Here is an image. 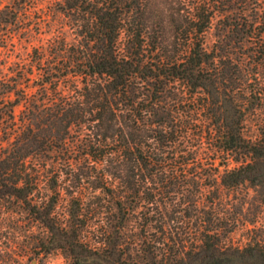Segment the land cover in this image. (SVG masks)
Listing matches in <instances>:
<instances>
[{"label": "trees", "instance_id": "trees-1", "mask_svg": "<svg viewBox=\"0 0 264 264\" xmlns=\"http://www.w3.org/2000/svg\"><path fill=\"white\" fill-rule=\"evenodd\" d=\"M146 1L151 2L54 0V11L66 19L74 42L59 36L50 39L46 47H34L29 69L21 68L17 77H0V208L13 199L31 207L29 198L39 185L33 161L45 162L49 154L78 144L104 168L99 179L107 176L118 181V188H109L108 195L123 219L140 204L139 172L144 171V182L155 183L158 177L159 183L169 186L178 173L200 165L201 150L208 155L206 185L215 196L245 183L264 184V135L256 139L244 135L247 112L261 98L249 87L252 70L234 59L224 60V48L211 49L206 41L218 14L228 23V35L264 41V7L256 8L252 20L243 17L239 23L232 21L231 0H192L188 14L182 16L177 9L166 30L163 22L168 16L153 3L163 16L161 31L149 43L146 34L151 33L146 32L143 19L145 12L151 13L152 3ZM238 1L241 4H235L241 8L250 1L262 2ZM43 2L0 0V48L31 32L32 13ZM172 3L184 7L187 0ZM42 21L41 17L34 24ZM24 24L25 31L19 32ZM170 31L175 39L169 38ZM255 52L264 56V45ZM83 104L91 105L94 116L84 127L95 131V136L78 144L70 141L71 147L66 134L81 124L78 107ZM183 154H188L187 160ZM217 161L223 162V171L215 167ZM230 162L237 166L228 168ZM154 200L153 193L146 199L149 204ZM42 209L43 204L32 210L40 215ZM48 217H38L50 232L41 244L46 253L62 250L72 264H122L125 225L105 234L100 248L90 249L81 241L79 229L62 227ZM73 217L77 220L79 214ZM220 235L216 229H205L188 239V247L176 252L170 247L167 256L160 258L148 247L145 253L156 256L140 264H264V245L232 248L221 242ZM146 243L147 239L142 245Z\"/></svg>", "mask_w": 264, "mask_h": 264}, {"label": "rangeland", "instance_id": "rangeland-1", "mask_svg": "<svg viewBox=\"0 0 264 264\" xmlns=\"http://www.w3.org/2000/svg\"><path fill=\"white\" fill-rule=\"evenodd\" d=\"M190 1L192 0H187L184 7L178 4L175 6L173 0H151L148 3L146 1L148 5L152 3L151 13L145 12L143 19L148 26L146 32L151 33V36L146 34L147 42L150 43L155 33L161 31L163 14L161 10H154L153 3H158L161 9L164 8L168 17L164 18L163 25L169 30L172 26L171 16L176 18L179 8L182 16L187 15ZM231 1L234 3L232 21L238 19L239 23H242L243 17L252 20L258 11L256 8L264 7V0H261L259 5L254 1H250V5L247 2L244 4L245 8L235 4H241L238 0ZM53 2L54 0H45L38 5L37 12L34 10L32 13L34 21L42 17L44 23L42 21L37 25L33 21L30 33L25 32L22 38L16 36L13 45L6 49L0 48V60L4 63L0 65V77H17L21 68L29 69L30 53L34 47H46L50 39L57 40L59 36L60 40L74 42L66 19L54 11ZM224 18L221 14L216 15L206 41L211 49L224 48L221 53L224 60L234 59L235 63L238 62L250 72L252 70L249 87L261 98L257 106L250 107L247 112L244 135L256 139L264 135V56L256 54L255 51H260L264 41H242L238 33L228 35V23ZM26 26L27 24L20 26L18 31H25ZM173 32H169V38L175 39ZM249 54L256 56L251 59ZM25 64H28V67ZM29 83H33V80ZM66 86L70 88L73 85L69 82ZM36 91L34 88L33 92ZM78 112L81 124L73 126L66 134L68 143L76 140L78 144V141L81 143L80 140L95 136V131L85 128L94 116V113H91V105L79 106ZM36 128L38 127H34ZM51 135L53 134L47 136ZM79 145H74L72 150L65 147L59 153H51L45 162L33 161L35 173L39 172L36 175L39 185L29 198L31 207L15 199L1 206L0 264H72L66 252L53 250L46 253L45 248H42L41 244L48 241L50 232L38 217L41 215V219H44L46 214L62 227L76 231L79 229L81 241L90 249L100 248V241L105 239V234L125 225V237L121 239L122 264H140L152 255L159 258L162 254L167 256L170 247L174 252L178 248L188 247V239L208 228L218 230L221 233V242L232 248H243L250 243L264 245V184L255 186L245 183L235 189H223L215 196L206 185L204 171L209 167V162L208 155L203 150L197 154V163L200 165L193 167L195 169L189 166L191 172L187 170L178 173L179 178L173 180V184L169 186L164 187L159 183L158 177L155 178V183L150 180L144 182V171L139 172L141 175L137 177V186L142 190L140 204L138 208H134L132 215L124 217V220L115 202L108 195L109 188H118V181L107 176L104 180L99 179L97 176L103 174L101 170L104 168L88 156L83 145ZM70 146L72 147V142ZM180 156H183L184 160L189 157L188 154ZM171 162L169 160L168 163ZM129 164L130 162L127 165ZM236 166L237 164L230 162L228 168ZM215 167L220 171L226 168L222 161H217ZM152 193L155 200L153 204H149L146 199L150 198ZM42 204V214L33 212L35 205ZM76 212L79 214L77 220L73 217ZM146 239L147 243L142 245ZM119 240L120 238L117 239ZM148 247H152L156 255L146 254L144 249Z\"/></svg>", "mask_w": 264, "mask_h": 264}]
</instances>
